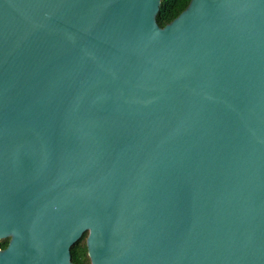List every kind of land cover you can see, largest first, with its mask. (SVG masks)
Here are the masks:
<instances>
[{
	"label": "water",
	"instance_id": "1",
	"mask_svg": "<svg viewBox=\"0 0 264 264\" xmlns=\"http://www.w3.org/2000/svg\"><path fill=\"white\" fill-rule=\"evenodd\" d=\"M0 0V264H264V0Z\"/></svg>",
	"mask_w": 264,
	"mask_h": 264
},
{
	"label": "trees",
	"instance_id": "2",
	"mask_svg": "<svg viewBox=\"0 0 264 264\" xmlns=\"http://www.w3.org/2000/svg\"><path fill=\"white\" fill-rule=\"evenodd\" d=\"M191 0H160L159 10L155 20L160 28L165 27L177 18L188 6ZM87 233L83 234L81 239L75 243L70 250L71 261L74 264H91L87 256L86 249ZM9 239L0 241V248L5 249L8 246Z\"/></svg>",
	"mask_w": 264,
	"mask_h": 264
},
{
	"label": "flooded vegetation",
	"instance_id": "3",
	"mask_svg": "<svg viewBox=\"0 0 264 264\" xmlns=\"http://www.w3.org/2000/svg\"><path fill=\"white\" fill-rule=\"evenodd\" d=\"M71 263H72V261H71ZM72 264H74V263H72Z\"/></svg>",
	"mask_w": 264,
	"mask_h": 264
}]
</instances>
